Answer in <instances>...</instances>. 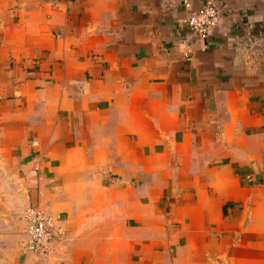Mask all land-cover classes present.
I'll return each mask as SVG.
<instances>
[{"label":"crops","instance_id":"1","mask_svg":"<svg viewBox=\"0 0 264 264\" xmlns=\"http://www.w3.org/2000/svg\"><path fill=\"white\" fill-rule=\"evenodd\" d=\"M213 1L0 0V264H264V0Z\"/></svg>","mask_w":264,"mask_h":264},{"label":"built area","instance_id":"2","mask_svg":"<svg viewBox=\"0 0 264 264\" xmlns=\"http://www.w3.org/2000/svg\"><path fill=\"white\" fill-rule=\"evenodd\" d=\"M183 5L190 12L186 23L189 28L201 38L212 35L219 25L222 10L213 0L200 10L193 9L192 0H182ZM28 224V238L23 243L25 253L46 254L51 249V239L54 237V223L45 211L29 208L24 213Z\"/></svg>","mask_w":264,"mask_h":264}]
</instances>
